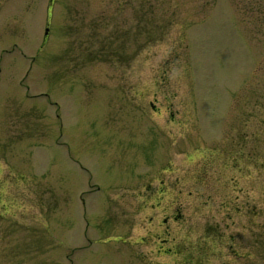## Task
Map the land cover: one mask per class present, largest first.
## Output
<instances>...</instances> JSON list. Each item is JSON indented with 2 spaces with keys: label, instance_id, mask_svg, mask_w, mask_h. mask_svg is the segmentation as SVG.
Returning a JSON list of instances; mask_svg holds the SVG:
<instances>
[{
  "label": "rangeland",
  "instance_id": "obj_1",
  "mask_svg": "<svg viewBox=\"0 0 264 264\" xmlns=\"http://www.w3.org/2000/svg\"><path fill=\"white\" fill-rule=\"evenodd\" d=\"M0 264H264V0H0Z\"/></svg>",
  "mask_w": 264,
  "mask_h": 264
},
{
  "label": "flooded vegetation",
  "instance_id": "obj_2",
  "mask_svg": "<svg viewBox=\"0 0 264 264\" xmlns=\"http://www.w3.org/2000/svg\"><path fill=\"white\" fill-rule=\"evenodd\" d=\"M167 188L168 189H174V190H176L177 189V186H176V184H174L172 187L171 186H168V187L167 186H163V187L160 186V187L157 188V191H160V194H162L163 192H164V194H166V193L170 192V191L167 190ZM172 219L176 220L177 219L176 218V215H174V217ZM166 221L167 220L164 219V220H162V222H158L157 223V224L160 223L158 226L160 227L161 234L159 233V235H157L156 238L153 237L154 240L158 241L157 243H155V245L157 246V248H160L161 247L160 242L162 244H164V245L172 244L173 245V248L172 249L174 251H172L171 248H163V252L164 253H167L170 250V252L172 254H174V256H179L180 253L178 254L177 244H176L175 240L173 239V237L170 236V234H169L168 224H167V227H164L163 228V226L166 225V223H167Z\"/></svg>",
  "mask_w": 264,
  "mask_h": 264
}]
</instances>
